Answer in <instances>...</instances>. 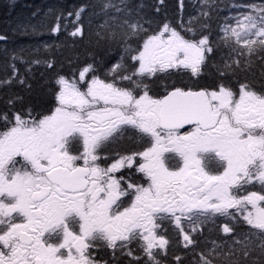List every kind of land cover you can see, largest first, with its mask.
I'll use <instances>...</instances> for the list:
<instances>
[{"label": "snow or ice", "instance_id": "snow-or-ice-1", "mask_svg": "<svg viewBox=\"0 0 264 264\" xmlns=\"http://www.w3.org/2000/svg\"><path fill=\"white\" fill-rule=\"evenodd\" d=\"M226 7L233 11L212 41L216 0H201L179 30L170 22L152 30L128 0H105L97 36L124 55L104 78L92 63L58 76L47 114L17 109L19 96L7 100L0 111V264H109L97 258L104 249L112 260L119 254L129 264H163L166 224L195 249L200 225L217 217L247 231L225 223L231 241H211L193 264H264V68L259 81L241 75L256 60L264 66V0ZM60 28L57 21L52 31ZM71 35L82 36V27ZM218 48L227 50L216 67L220 79L201 86ZM10 67L0 86L24 84ZM184 76L191 83L155 91L158 82ZM126 141L133 146L124 148Z\"/></svg>", "mask_w": 264, "mask_h": 264}, {"label": "trees", "instance_id": "trees-1", "mask_svg": "<svg viewBox=\"0 0 264 264\" xmlns=\"http://www.w3.org/2000/svg\"><path fill=\"white\" fill-rule=\"evenodd\" d=\"M104 2L105 0H0V36L5 37L0 40V81L12 76V64L19 70V78L25 80L24 84L14 79L11 84L0 86V111L7 110L6 102L9 98L19 96L22 99L16 101L17 109L32 108L35 112L47 114L55 107L57 77H70L89 63L95 64L97 74L104 78L107 70L124 55L122 46L97 36V32L101 31L99 26L106 18L101 11ZM247 2L251 0H216L220 11L212 12L210 40H219V25L233 11L226 6ZM113 3H119V0H113ZM128 5L152 21V30L164 22H170L179 30L182 22L187 24L189 17L198 14L201 0H163V3L160 0H128ZM81 8L84 10L77 21L75 13ZM57 21L61 25L58 33L52 31ZM76 26L82 27V36L71 35ZM226 52V49L218 48L209 55L204 75L199 80L201 86L212 85L220 79L216 67L223 63ZM35 60H40L41 63H32ZM46 60L53 62L52 67L43 63ZM29 68L30 72L27 71ZM262 68L264 66L256 60L249 73L241 74L242 78L259 81ZM172 81L177 84L191 83L186 76L172 77L154 85L155 91L162 93L164 85L171 84ZM225 223L230 226L236 223V233L247 231V226L243 223L217 217L214 222L200 225L201 232L194 236L197 240L195 249L184 248L182 235L174 226L166 224L170 244L163 264H177L176 256L182 258L183 264H193L199 252L211 247V241H231L232 236L221 230Z\"/></svg>", "mask_w": 264, "mask_h": 264}, {"label": "flooded vegetation", "instance_id": "flooded-vegetation-1", "mask_svg": "<svg viewBox=\"0 0 264 264\" xmlns=\"http://www.w3.org/2000/svg\"><path fill=\"white\" fill-rule=\"evenodd\" d=\"M132 146L133 145L127 141L123 144L124 148H130ZM166 236H167V233H166ZM133 248H135V245H133ZM135 254L136 255H142L138 250L135 252ZM96 255H97V258L103 257L104 259L109 260V264H129V261L131 260L130 257L120 256L119 254H117L116 260H112L110 251L106 250V249L98 250ZM159 258L163 261V263L166 260V256H161Z\"/></svg>", "mask_w": 264, "mask_h": 264}]
</instances>
